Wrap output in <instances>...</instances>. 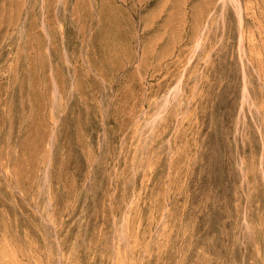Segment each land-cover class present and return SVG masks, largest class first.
I'll return each mask as SVG.
<instances>
[{
    "label": "rangeland",
    "instance_id": "1",
    "mask_svg": "<svg viewBox=\"0 0 264 264\" xmlns=\"http://www.w3.org/2000/svg\"><path fill=\"white\" fill-rule=\"evenodd\" d=\"M0 264H264V0H0Z\"/></svg>",
    "mask_w": 264,
    "mask_h": 264
}]
</instances>
